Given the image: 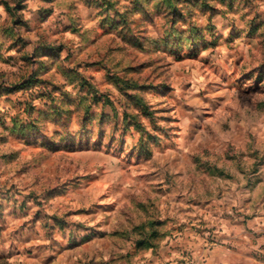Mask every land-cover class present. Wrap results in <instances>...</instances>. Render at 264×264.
<instances>
[{
	"label": "rangeland",
	"instance_id": "1",
	"mask_svg": "<svg viewBox=\"0 0 264 264\" xmlns=\"http://www.w3.org/2000/svg\"><path fill=\"white\" fill-rule=\"evenodd\" d=\"M235 217H264V0H0V264H201Z\"/></svg>",
	"mask_w": 264,
	"mask_h": 264
},
{
	"label": "crops",
	"instance_id": "2",
	"mask_svg": "<svg viewBox=\"0 0 264 264\" xmlns=\"http://www.w3.org/2000/svg\"><path fill=\"white\" fill-rule=\"evenodd\" d=\"M238 218L224 221L219 230L221 243L201 264H264V217ZM152 251L144 256L137 251V264H174L170 262L176 254L171 248Z\"/></svg>",
	"mask_w": 264,
	"mask_h": 264
}]
</instances>
